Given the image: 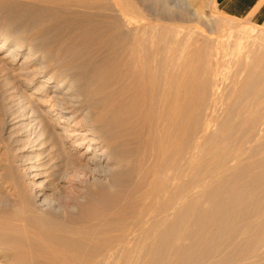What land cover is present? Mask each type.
<instances>
[{"label": "bare ground", "instance_id": "bare-ground-1", "mask_svg": "<svg viewBox=\"0 0 264 264\" xmlns=\"http://www.w3.org/2000/svg\"><path fill=\"white\" fill-rule=\"evenodd\" d=\"M180 1L191 6L193 0ZM175 3L0 0V48L7 46L11 61L22 52L20 74L29 81L57 82L58 95L44 94L46 111L65 124L63 131L49 130L46 153L35 154L43 160L34 162L30 185L20 180L9 157L0 158L5 171L0 189L7 193L0 203V264H112L119 253L126 264L132 250L149 256L164 243L168 252L174 248L177 236L169 227L178 201L190 207L196 200L193 187L214 181L200 177L180 183V178L205 151L218 123L213 98L193 141L184 132L190 127L180 131L192 116L187 78L199 70L196 63L205 53L201 46L182 49L183 41H163L154 27L166 22L168 31L178 27L176 21H193L197 30H212L204 28L211 23L196 8L185 12L192 19L186 14L179 19ZM180 133L187 142L181 156ZM59 183L68 190L55 198ZM132 205L133 216L128 214ZM138 233L142 239L132 245ZM145 257L135 261L145 264Z\"/></svg>", "mask_w": 264, "mask_h": 264}, {"label": "rangeland", "instance_id": "rangeland-1", "mask_svg": "<svg viewBox=\"0 0 264 264\" xmlns=\"http://www.w3.org/2000/svg\"><path fill=\"white\" fill-rule=\"evenodd\" d=\"M175 2L179 19H184L185 12L196 8L203 15L201 19L211 23V27L207 24L204 28L212 30L211 34L197 30L193 21H176L178 23L174 24L178 27L168 31L166 22L159 21L154 27L161 32L163 41H183L182 49L201 46L205 53L196 63L199 69L196 75L191 73L187 78L192 90L193 114L190 112L192 116L182 122L183 128L180 123V131L190 127L191 130L184 132L190 133V140L194 139L213 98L216 126L221 128V131L214 128V134L203 146L205 151L194 156L193 167L180 178V183L187 179L196 182L200 177L214 181L204 187H193L196 200L190 207H186L184 201H178L174 226L169 227L177 240L170 252L165 243L149 256L132 250L126 264H137L135 260L141 256H151L150 259L145 257L148 260L145 264H264V31L260 29V22L223 14L214 0H193V6L184 5L180 0ZM186 16V20L193 18L190 14ZM6 47L0 48V158L9 157L8 163L20 175V180L30 185V176L35 173L30 171L34 162L43 160L40 156L35 158V154L42 150L46 153L51 142L49 130L63 131L61 126L65 124L57 123L55 112L46 111L49 101L44 94L58 95L53 91L57 82L42 86V77L29 81V75L20 74L24 64L22 52H16L15 60L11 61V57L5 56ZM212 86L217 87L214 95L211 94ZM180 135L186 136L180 133L179 141L183 142L177 144V150L183 152L185 147L182 145L186 146L187 142ZM209 141L213 150L211 148L207 153L205 146L209 147ZM181 158L177 160L182 165ZM220 161L226 165L223 166L225 169L219 167L222 172L218 173V166H222L218 165ZM42 166L48 165L43 163ZM167 167L164 166L162 173L168 174ZM4 173L0 170V177ZM134 181L131 178L129 183ZM55 190L54 197L57 198L63 197L68 189L59 183ZM0 195V203H4L7 193L1 191ZM48 198H52L51 195ZM133 203L135 207L136 203ZM133 205L128 211L131 216L135 209ZM140 239L141 234H136L131 239L132 245ZM168 254L170 258L166 260ZM121 258L119 253L112 264H121Z\"/></svg>", "mask_w": 264, "mask_h": 264}, {"label": "crops", "instance_id": "crops-1", "mask_svg": "<svg viewBox=\"0 0 264 264\" xmlns=\"http://www.w3.org/2000/svg\"><path fill=\"white\" fill-rule=\"evenodd\" d=\"M225 15L249 22L264 21V0H214Z\"/></svg>", "mask_w": 264, "mask_h": 264}, {"label": "built area", "instance_id": "built-area-1", "mask_svg": "<svg viewBox=\"0 0 264 264\" xmlns=\"http://www.w3.org/2000/svg\"><path fill=\"white\" fill-rule=\"evenodd\" d=\"M260 29H261V31H264V21H262V22L260 23Z\"/></svg>", "mask_w": 264, "mask_h": 264}]
</instances>
